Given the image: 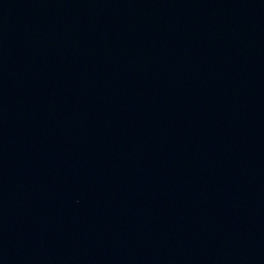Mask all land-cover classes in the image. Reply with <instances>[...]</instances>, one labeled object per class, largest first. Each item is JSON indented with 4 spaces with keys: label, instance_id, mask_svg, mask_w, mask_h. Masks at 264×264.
Instances as JSON below:
<instances>
[{
    "label": "water",
    "instance_id": "water-1",
    "mask_svg": "<svg viewBox=\"0 0 264 264\" xmlns=\"http://www.w3.org/2000/svg\"><path fill=\"white\" fill-rule=\"evenodd\" d=\"M0 264H264V0H0Z\"/></svg>",
    "mask_w": 264,
    "mask_h": 264
}]
</instances>
